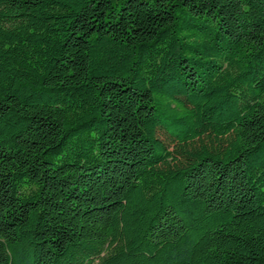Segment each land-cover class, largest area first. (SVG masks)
Masks as SVG:
<instances>
[{"label":"trees","instance_id":"trees-1","mask_svg":"<svg viewBox=\"0 0 264 264\" xmlns=\"http://www.w3.org/2000/svg\"><path fill=\"white\" fill-rule=\"evenodd\" d=\"M0 264H264V0H0Z\"/></svg>","mask_w":264,"mask_h":264}]
</instances>
